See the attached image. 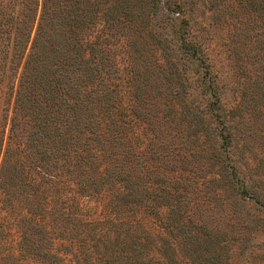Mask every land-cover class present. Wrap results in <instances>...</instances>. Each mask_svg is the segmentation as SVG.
Returning a JSON list of instances; mask_svg holds the SVG:
<instances>
[{
    "label": "trees",
    "instance_id": "trees-1",
    "mask_svg": "<svg viewBox=\"0 0 264 264\" xmlns=\"http://www.w3.org/2000/svg\"><path fill=\"white\" fill-rule=\"evenodd\" d=\"M130 1L0 0V101L7 104L9 123L6 138V122L1 130L0 215L12 213L18 237L10 239L9 229L0 226V264H65L70 244L82 246L96 233L95 246L109 264H173L180 253L191 264H222L235 246L238 256L255 251L256 228L248 234L239 225L229 232L218 212L211 222L213 209L200 204L204 190L196 201L174 178L161 195L159 186L143 182L141 122L131 117L126 90L114 81L108 49L115 34L134 23L140 27L145 17ZM179 1L177 12L184 8ZM180 40L184 50L200 48ZM139 41L129 42L137 47ZM216 99L211 115L219 109ZM192 117L197 120L198 113ZM235 129L230 123L218 131L222 145L232 144ZM207 136L210 156L235 195L257 192L259 180L237 186L234 152L213 144L214 132ZM146 213L164 217L178 241L155 244L143 222Z\"/></svg>",
    "mask_w": 264,
    "mask_h": 264
},
{
    "label": "rangeland",
    "instance_id": "rangeland-1",
    "mask_svg": "<svg viewBox=\"0 0 264 264\" xmlns=\"http://www.w3.org/2000/svg\"><path fill=\"white\" fill-rule=\"evenodd\" d=\"M184 1L181 12L175 6L179 0L130 1V8L142 11L145 17L140 27L134 23L115 34L108 47L114 81L126 90L124 100L130 103V110L133 108L131 117L141 122L139 131L144 141L138 151L146 164L142 180L159 186L158 194L172 178L179 186L184 185L185 194L196 201L207 192L200 204L213 209L211 222L217 221L218 212L229 232L239 225L248 234L256 228L253 254L238 256L235 246L233 260L228 263L222 259V264H264V0ZM184 20L187 23L183 26ZM181 36L197 43L199 50H184ZM134 39L139 41L137 47L129 42ZM217 96L219 109L211 115L208 110ZM3 108L7 104L2 99L0 146L3 122L5 138L9 133ZM194 112L204 118V125L198 117L193 119ZM230 123L236 126L235 138L224 146L217 133ZM207 131L214 132L213 144L221 146L223 152H234L231 156L237 160L241 180L237 186L250 187L259 180L257 192L251 188L244 192V198L235 195L210 156L213 146ZM150 164L157 165V170L151 169L155 174L147 170ZM252 195H259L260 200L251 199ZM145 198L151 204L148 193ZM143 218L155 244L166 239L178 241L175 232L166 228L164 217L146 213ZM12 219V213L1 212L0 226L9 229V238L17 241ZM97 236L88 239L84 235L90 242L82 246L80 241L71 243L65 264H109L107 255L95 246ZM178 256L173 264H191L187 255ZM111 263L122 264V260Z\"/></svg>",
    "mask_w": 264,
    "mask_h": 264
}]
</instances>
